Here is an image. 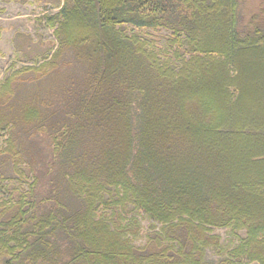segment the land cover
<instances>
[{"label":"trees","instance_id":"1","mask_svg":"<svg viewBox=\"0 0 264 264\" xmlns=\"http://www.w3.org/2000/svg\"><path fill=\"white\" fill-rule=\"evenodd\" d=\"M245 1L42 0L55 43L17 33L0 79V264H264Z\"/></svg>","mask_w":264,"mask_h":264},{"label":"rangeland","instance_id":"2","mask_svg":"<svg viewBox=\"0 0 264 264\" xmlns=\"http://www.w3.org/2000/svg\"><path fill=\"white\" fill-rule=\"evenodd\" d=\"M41 2L42 0H26L23 3L0 1V79L12 65L16 64V67L24 65L18 60L12 43L17 33L31 38L42 50L55 43L52 30L44 25L43 16L52 15L57 10L52 9L50 3H47V7L44 8L40 5ZM261 8L264 9V0H246L244 15L248 18ZM158 34H164V32ZM143 224L147 225L146 222ZM215 233L221 236L223 244H227L229 236L226 230L218 229ZM207 260L216 261L218 256L210 250L207 253Z\"/></svg>","mask_w":264,"mask_h":264}]
</instances>
